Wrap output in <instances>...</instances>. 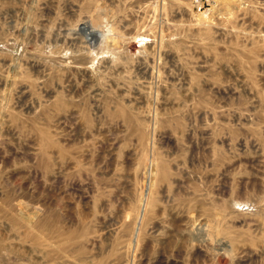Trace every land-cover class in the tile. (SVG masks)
I'll return each mask as SVG.
<instances>
[{
  "label": "rangeland",
  "instance_id": "rangeland-1",
  "mask_svg": "<svg viewBox=\"0 0 264 264\" xmlns=\"http://www.w3.org/2000/svg\"><path fill=\"white\" fill-rule=\"evenodd\" d=\"M0 264H264V0H0Z\"/></svg>",
  "mask_w": 264,
  "mask_h": 264
},
{
  "label": "bare ground",
  "instance_id": "bare-ground-1",
  "mask_svg": "<svg viewBox=\"0 0 264 264\" xmlns=\"http://www.w3.org/2000/svg\"><path fill=\"white\" fill-rule=\"evenodd\" d=\"M98 16H101V15H98ZM82 30L85 31V33L88 35V37H90L93 41H96L102 35V32H103L102 30H98V29L94 30V28L89 23H88V26L83 27Z\"/></svg>",
  "mask_w": 264,
  "mask_h": 264
}]
</instances>
